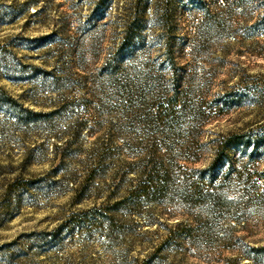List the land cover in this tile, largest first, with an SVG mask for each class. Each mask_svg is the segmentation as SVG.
Segmentation results:
<instances>
[{
    "label": "rangeland",
    "instance_id": "rangeland-1",
    "mask_svg": "<svg viewBox=\"0 0 264 264\" xmlns=\"http://www.w3.org/2000/svg\"><path fill=\"white\" fill-rule=\"evenodd\" d=\"M0 264H264V0H0Z\"/></svg>",
    "mask_w": 264,
    "mask_h": 264
},
{
    "label": "trees",
    "instance_id": "trees-1",
    "mask_svg": "<svg viewBox=\"0 0 264 264\" xmlns=\"http://www.w3.org/2000/svg\"><path fill=\"white\" fill-rule=\"evenodd\" d=\"M259 143L257 141H254L251 136L249 135H242V134H238V135H233L230 138H228L226 140V143L221 147L222 152L224 153V151L226 149L232 148V147H236V146H243L244 148L248 149L249 146L251 145H255V146H259Z\"/></svg>",
    "mask_w": 264,
    "mask_h": 264
}]
</instances>
